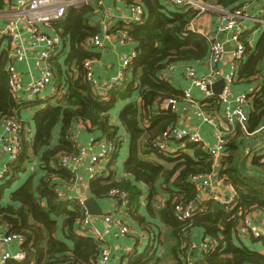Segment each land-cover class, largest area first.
Returning <instances> with one entry per match:
<instances>
[{"label": "trees", "instance_id": "trees-1", "mask_svg": "<svg viewBox=\"0 0 264 264\" xmlns=\"http://www.w3.org/2000/svg\"><path fill=\"white\" fill-rule=\"evenodd\" d=\"M209 1L234 13L249 2L259 0ZM126 3L140 4L144 10L141 25L118 26L138 44L137 54L127 66L133 77L126 72L123 81L111 88L106 97L99 95L90 84L84 68L85 61L98 58L94 48L88 46L89 40L97 34V29L91 25L96 15L90 4L70 7L65 19L58 23L62 29L60 35L68 40L69 50L66 54L60 50L54 57L57 60L64 56L63 65L58 62L51 65L54 68L52 83L57 89L53 103L47 101L43 106L38 97L31 102L13 97L7 73L10 60L8 56L0 58V121L10 118L21 124L17 158L7 165V172L0 180V226L6 227L8 234L23 238L21 250L25 253L24 260L9 264L97 263L99 243L78 231L82 209L57 196V190L75 181L73 171L62 168L60 160L64 156L79 155V146L73 138V126L79 122L88 134H96L116 148L98 176L89 179L95 199H106L111 189L124 191L129 217L142 224L138 212L142 195L139 185L146 187L150 201L157 195L156 186L168 185L169 196L155 213L163 231L153 233L154 245L142 254L130 251L123 264H187L180 256L191 246L190 234L194 230L201 231L203 242L211 245L204 253V264H264V255L234 242L237 228L249 214L256 210L264 212V183L245 177L238 170L247 144L264 127V82L249 100L246 131L237 126L225 138L217 176L232 188V203L221 204L210 199L194 205L198 193L190 179L212 173L211 157L202 146L186 142L178 143L183 147L178 145L174 152L165 154L152 145L177 122L176 114L163 110V105L177 104L184 99L183 92L165 81L163 74L176 63L199 61L206 56L207 40L187 30L201 13L162 7L159 0H126ZM3 5L0 0V10ZM246 34L239 37L248 57L239 67L237 81L252 82L250 78L259 74L264 60V30L253 51ZM133 94L138 96V101L125 105L118 116L128 136V157L123 165L127 178L116 181L111 165L121 143L117 127L109 122V112L117 103L131 100ZM211 104L220 108L216 99ZM25 110L32 111L31 115L22 118ZM28 119L34 124L33 138L30 130L22 126ZM250 155L249 172L264 179V156L253 151ZM155 160L171 164V168L167 171L154 163ZM151 205H148L150 215ZM177 205H191L194 214L187 220H179L175 215ZM126 217L130 225L128 215ZM59 232L62 238L58 237ZM257 239L264 242L260 236Z\"/></svg>", "mask_w": 264, "mask_h": 264}, {"label": "crops", "instance_id": "crops-1", "mask_svg": "<svg viewBox=\"0 0 264 264\" xmlns=\"http://www.w3.org/2000/svg\"><path fill=\"white\" fill-rule=\"evenodd\" d=\"M3 2L4 5L1 10L6 8L10 17H0V28L4 25H7L8 23H12L13 21H15V17L11 15L14 14L15 0H3ZM98 3H100L102 6L99 7L97 5ZM159 3L162 7H168L171 9L175 8L169 3L168 0H159ZM89 4L94 8V13L96 15L95 18L91 20V25H93L97 29L96 36L104 34L102 31L103 27L107 26L109 28L108 31L101 37L102 46L92 47L94 48L95 54L98 55V58L89 61L91 62L94 79L96 80L98 85L96 91L98 88L103 89L104 93L99 95L106 97L108 91L110 90L108 84L111 79L117 77L121 73L125 78L126 72L129 77L132 76L131 71H127V68L123 69L122 63L125 57H130L132 59L136 56L138 44L128 38L127 34L123 32L124 29L118 28L119 25L123 24L125 26L130 24L129 21L131 16L129 7L131 5H128L126 3V0H92V2ZM241 9V11H243L249 19L246 18L247 20H239V22L242 23V26L244 28L243 33H247L246 36H248V44L250 46V49L253 51L258 37L262 33V30H264V27L259 25L260 27L258 28V25L256 26L252 19L260 21L264 20V2H262L261 0L254 3L249 2ZM218 24L219 14L217 12L201 14L198 18L191 22L190 26L188 27L191 29V31L188 32L193 35L204 37L207 42L209 39L213 38L223 39L224 36L219 35L216 32ZM18 26V37L15 41V44L21 50L23 56L21 61L14 60V46L12 45L11 40L7 37L0 38V58H7L8 56L10 63L14 64L16 72L19 75L22 83L25 84L32 79H37L40 76V63L38 61V57L39 54L45 50V44L43 42H33L30 36V32L27 30L23 22L19 21ZM255 27L258 29H254ZM61 30L62 29L58 26V23H50L47 26L39 25V31H41L42 35L46 37L58 36L60 38V47H58V51L50 59V66L52 65V67L53 64L57 62L58 64L63 65L64 56H61V58L59 57V59H57L58 61L55 60L54 57L59 54L60 50H63V54H66L69 50L68 40L60 35ZM225 46H229L231 51L225 50L227 54L225 56V63L220 67L222 71L227 70L228 65L232 63L233 59L232 50L234 48V45L225 44ZM247 57L248 54L245 53L244 60L242 61V63H239L237 65V73H235V83L232 86H228L225 84L222 88L221 93L213 94L209 92L206 87L197 88L192 90L193 99L196 100L194 106H191L189 103L185 102L184 99H181V101L177 104L174 103V107L170 111V113L176 114L177 122L171 125V127H177L186 131H198L203 137L205 143L212 144L214 142V127H211L208 124H202L201 120L197 118L195 112L199 110L205 115L214 118L218 125H222V122H220L219 119L221 115V106L220 104H218L220 108L216 109L211 104L212 100H214L215 102V99L217 100V97L220 95L232 99L236 96H239L240 94H246L249 89H257V87L260 88V86L264 82V60L260 63L261 69L259 74L250 78L252 82L237 81L239 67L241 66V64H245ZM186 67H194L197 76L201 77L207 74L210 69L208 63V49L206 56L202 60L176 63L163 74L162 78L165 81H168V83H170L174 89H178L181 93L185 88H188L189 86L185 77ZM52 70L54 72V68H52ZM164 76L166 77L164 78ZM219 81L220 80H218L217 82ZM217 82H215V84ZM56 91V86H54L52 83L46 88L43 93L39 95L38 101L43 102V106H45V102L47 101H50V104L53 103ZM19 99L24 102H31L35 100H28L24 92H21L19 94ZM131 101L137 102L138 96L136 94H133L131 100L117 103L116 106L109 112V122L112 126L117 127V132L121 143L120 151L118 152L113 165H111V170L114 171L113 173L116 181L127 178V176L123 173V165L128 157V136L123 126L119 122L118 116L122 108ZM167 105L168 103H165L162 109L166 112H169L167 110ZM31 112L32 111L30 110H25L21 113V117H29L31 115ZM22 126L24 129L30 130V137L33 138L35 133L34 124L32 122H29L28 119L26 122H23ZM56 130H58V127L56 128ZM77 131L79 132V135L75 142L78 144L79 150H83L84 153L80 157L73 170V173L75 174V181L69 187L63 186V190H66V193L70 191L72 195L84 199L87 189L90 190L92 194L89 184V178L86 173V167L89 163L90 158L100 152V146L105 144L107 145V143L105 140L99 138V136L96 134H88L80 122L76 123L73 126V136ZM261 132H258L257 135L251 141H249L247 146ZM7 138L8 134L5 133L4 129L0 126V171L4 169L7 160V156L4 153L3 149ZM92 138H94L95 143L94 145L90 146L89 141ZM178 145L179 144L176 142H169V148H174L172 152L176 150ZM179 147H183V145L180 144ZM253 152L255 154L259 153L261 156H264V140L259 143V145L253 150ZM250 161L251 155L248 157L247 161H245V168L246 170H248V172L250 171ZM154 163L162 165L167 171L171 168V164L164 163L160 160H155ZM219 166V161H215L213 163L212 169L215 172V176H217ZM107 173L109 175V167ZM164 176L165 175L163 174V177ZM218 179V176L213 179L211 187H207L206 189L197 191L198 196L197 200L193 202L194 205H197L198 203L204 202L206 200H210L214 195L228 200L233 198L234 193L232 188L225 181L223 183L217 184L216 182ZM139 187L142 195L140 197V208L138 212L143 222L141 224L133 220L132 217L130 218L129 214L126 212L123 215V219L127 220L126 216L128 215V218L131 221V233L129 236L123 238L118 235L116 229L112 228L108 224H105L101 220L102 216L110 214L112 212V202L109 199L97 200L92 194L93 198L97 201L98 206L103 213V215L100 217H94V223L95 226L104 235L106 243L109 247L110 258L108 264H123L125 262L126 255L133 250H136V253L138 254H142L143 252H145L147 247L154 245L153 236L156 235V233H159V231H163V228H161L158 219L155 217V213L156 210L160 208V206L167 200L169 196L168 185L159 184L158 186H156L157 195L154 197L153 201H150L148 199V192L146 187H144L143 185H139ZM152 202L153 204L151 205ZM148 205H151L152 215H150V213L148 212ZM248 219L251 220V222L261 231H264V212L257 210L253 211L249 214ZM58 237L62 238L60 232L58 233ZM190 241L191 246L186 251V254L184 256H180V259L187 264H204V254L200 250V245L203 242V234L201 233V231H192L190 234ZM234 242L237 246H239L240 244L250 250L264 255V242H262L261 239H257V237L240 238L237 236V239L235 238ZM16 251L17 247L13 243L0 244V255L4 252L15 253Z\"/></svg>", "mask_w": 264, "mask_h": 264}, {"label": "built area", "instance_id": "built-area-1", "mask_svg": "<svg viewBox=\"0 0 264 264\" xmlns=\"http://www.w3.org/2000/svg\"><path fill=\"white\" fill-rule=\"evenodd\" d=\"M169 3L180 10H195L201 14L209 12H217L219 14V24L216 32L219 35H223V39L213 38L208 40V63L210 69L207 74L203 76H197L194 67L185 68V77L188 82V88L183 91V98L185 102L194 106L196 100L193 99L192 90L207 86H212L218 80H222L226 85L232 86L235 83V73H237V65L242 63L245 58V49L239 42V37L243 33L244 28L239 20H247L248 16L241 10H237L234 13H229L218 7L214 1L209 0H168ZM264 2V0H261ZM92 0H15L14 14L15 21L8 23L0 28V38L7 37L11 40L14 46V60L21 61L22 53L15 41L18 37V24L19 21L23 22L27 30L30 32V36L33 42H43L45 44V50L39 54L38 61L40 63V76L37 79H32L29 82L23 84L19 75L16 72L13 63H10L7 67L8 73V85L9 91L13 97L19 99V94L24 92L28 100H34L39 97L48 86L53 82V70L50 66V59L58 51L60 47V38L58 36L46 37L39 31V25H49L50 23L62 22L67 14V10L72 6L89 4ZM99 7L102 5L97 4ZM8 10L5 8L0 11V17H10ZM130 12V24L141 25L143 23L144 10L140 4H133L129 7ZM249 19V18H248ZM255 25L264 27V20L252 19ZM108 27H103L102 31L105 34L108 31ZM103 34V35H104ZM103 35H97L89 40V47H101V37ZM126 37V34H125ZM225 44L234 45L232 50V63L228 65L226 71H222L220 67L225 63ZM130 57H125L122 63L123 69H126L130 63ZM86 70V77L90 84L97 88V82L94 79L92 73L91 62L86 61L84 63ZM124 79L123 74H119L117 77L110 80L108 86L109 89L118 85ZM256 89V88H255ZM255 89H249L246 94H240L232 99L220 95L217 97L218 104L221 106V115L219 117L222 125H218L216 120L208 115H205L201 111L195 112L197 118H199L202 124H208L214 127L213 138L214 142L208 144L204 142L203 137L198 131H186L177 127H169L153 142V148L157 149L161 153H171L174 148H169V142L176 143H189L193 145L202 146L206 153L211 157L213 163L220 161L223 156L225 138L232 134L235 127H239L242 131H246L245 123L248 115L249 100L251 95L255 92ZM173 104L174 102H168ZM176 104V103H175ZM172 107V109H173ZM0 126L8 134L5 146L3 147L4 153L7 156L5 167L0 171V180L7 172V165L12 163L17 158L19 149V131L21 124L17 121L4 118L0 121ZM262 127L259 132L263 131ZM79 132L73 136L74 140L78 138ZM94 138L90 139L89 145H94ZM116 150L112 144H105L100 146V152L92 156L86 167V173L89 179H94L102 171V166L111 154ZM83 150L76 157L64 156L60 160L62 168L73 171L75 165L78 163L80 157L83 155ZM213 166V165H212ZM215 172L212 169V173L204 176H195L190 179L191 183L197 191L206 189L212 186L213 179L216 178ZM223 179H218L217 184L223 183ZM60 188L57 190V196L60 199L71 201L76 203L83 211V218L79 222L78 231L81 234H88L99 243V257L96 264H108L110 258L109 247L106 243L104 235L95 226L94 217L89 216L84 206V200L81 197L74 196L68 191ZM127 195L124 191L119 189H111L107 198L112 202V212L110 214L101 217V220L116 229L120 237L129 236L131 233L130 225L123 219V215L127 212ZM212 200L221 203H232L233 198L230 200L223 199L220 196H212ZM194 214V208L191 205H177L175 207V215L181 221L187 220ZM237 236L240 238L257 237L260 236L264 240V231H261L255 226L251 220L246 218L237 229ZM13 243L17 247L15 253L4 252L0 255V264H9L11 261L19 262L25 259V253L21 250L23 244V238L19 235L8 234L7 229L4 226H0V244ZM211 245L208 242H202L200 250L204 254L210 249Z\"/></svg>", "mask_w": 264, "mask_h": 264}, {"label": "water", "instance_id": "water-1", "mask_svg": "<svg viewBox=\"0 0 264 264\" xmlns=\"http://www.w3.org/2000/svg\"><path fill=\"white\" fill-rule=\"evenodd\" d=\"M188 31H191L190 28H188ZM226 51H231V49L229 48V46H224ZM166 76H164L165 78ZM225 83L220 80L219 82H217L216 84L212 85V86H207L206 89L209 90V92L213 93V94H219L222 91V88L224 87ZM97 93L98 94H103L104 90L98 88L97 89ZM173 104L169 103L167 105V110L170 112L172 110ZM264 140V131L261 132L246 148L245 152H243V154L241 155V158L239 160L238 163V170L239 172L245 176V177H249L252 178L254 180H257L259 182L264 183V179L260 178L258 176H255L253 174H251L250 172H248L245 168V161L246 159L250 156V154L252 153V151L259 145V143H261V141ZM84 200V206L85 209L87 211V214L89 216H93V217H100L103 215L100 207L98 206L97 201L93 198L90 190H86V195Z\"/></svg>", "mask_w": 264, "mask_h": 264}, {"label": "rangeland", "instance_id": "rangeland-1", "mask_svg": "<svg viewBox=\"0 0 264 264\" xmlns=\"http://www.w3.org/2000/svg\"><path fill=\"white\" fill-rule=\"evenodd\" d=\"M245 152V151H244ZM167 264H169V263H167Z\"/></svg>", "mask_w": 264, "mask_h": 264}]
</instances>
